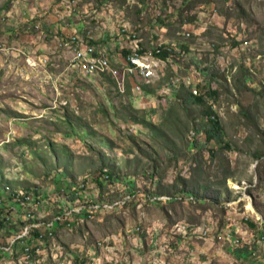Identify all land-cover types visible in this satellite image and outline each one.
Segmentation results:
<instances>
[{"label":"rangeland","instance_id":"1","mask_svg":"<svg viewBox=\"0 0 264 264\" xmlns=\"http://www.w3.org/2000/svg\"><path fill=\"white\" fill-rule=\"evenodd\" d=\"M122 25L144 42L189 46L147 108L129 85L121 94L73 61L97 39L119 70ZM196 62L210 69L205 103L182 104L172 79L197 85ZM212 117L220 137L194 147L191 132ZM70 185L92 208L130 202L58 226L41 264H264V230L252 226L264 221V0H0V195L38 188V215L50 218L71 202Z\"/></svg>","mask_w":264,"mask_h":264},{"label":"built area","instance_id":"2","mask_svg":"<svg viewBox=\"0 0 264 264\" xmlns=\"http://www.w3.org/2000/svg\"><path fill=\"white\" fill-rule=\"evenodd\" d=\"M203 14V12L200 13V15ZM198 20L203 22L201 16H198ZM127 29L126 25H122L121 35L118 40L119 52L117 55L119 59L117 60L120 63L119 70L112 67V58L108 48L102 45L99 40H94L93 38L92 43L81 44V47L73 56V61L82 67L85 76L111 77L121 94L127 92V86L129 85L133 103L137 108L143 109L148 107L145 99L148 100L152 96L145 91V87H154L161 82L166 75L167 68L172 64L173 55L178 54L184 57L185 51L180 44L168 43L161 39L151 43L144 42L139 32ZM183 37L187 40L190 34L184 33ZM69 39L71 44L79 45L76 36H70ZM164 53H167V57H163ZM179 82L180 79L178 77L172 79L174 86L179 84ZM183 83L191 90L193 96L201 95L199 87L192 85V80L184 79ZM163 90L166 97L160 101L165 104L167 96H170L172 92L166 87ZM191 136L192 138L195 137V132H191ZM69 191L71 196L74 195V199L71 202H67L68 205L66 206H64L63 202H60L61 205L58 212L49 218V214L38 215L43 199L40 197L41 192H38V188H34V190L26 189V191L8 188L7 196H0V260L7 257L12 259L13 264H41V261L45 262L48 256H52V253L48 251L45 238H53L58 226H64L71 218L76 217L80 220L82 217H91L92 213H94L93 211H105L120 204L125 205L130 201L126 200L124 203L115 202L110 205H97L92 208V205H88L87 201L80 204L78 186L70 185ZM156 199L159 198H154L153 201ZM162 200H171V198L164 197L160 201ZM7 201L9 202L6 203ZM256 221L260 226L264 224V221L258 217ZM20 222L21 230L17 232L13 228ZM184 230L185 228H183ZM10 231L12 234L5 239L4 234L8 235ZM35 231H37V236L34 234ZM226 236L233 241L234 246L241 243L240 238H234L229 234ZM255 244L262 247L264 245V236H261ZM19 253L20 255L18 256ZM253 255H256V253L253 252ZM57 264H61V262ZM66 264L75 263L69 261Z\"/></svg>","mask_w":264,"mask_h":264},{"label":"trees","instance_id":"3","mask_svg":"<svg viewBox=\"0 0 264 264\" xmlns=\"http://www.w3.org/2000/svg\"><path fill=\"white\" fill-rule=\"evenodd\" d=\"M90 43H92V41ZM180 46H181V48L184 51H189V46L188 45L180 43ZM175 55L178 56V57H180L178 54H175ZM163 57H167V53H164ZM199 64H200V62H196L195 63V69H194V71H196V74L198 76L197 77V79H198L197 86L199 87L200 92H201L200 84H202V82H204L205 79H207V78L209 79L211 77V74H210V69L208 67H206V68L199 67ZM178 86H179V90L176 93H174V96L182 104H186L187 101L190 98L193 99L198 104H204L205 103L206 95L203 94L202 92H201V95L200 96H193L191 90L189 88H187L182 81H180V83H179ZM129 88H130V86L128 87V91H129ZM155 90H156V88L153 87V86H146L145 87V91L148 94H151L152 96L155 95ZM184 90H185L186 93L183 96H180V94L178 92L181 93ZM210 94L213 95V96H216L217 95V92L215 90H213V91H210ZM194 132H195V137H194V140L192 141V145L195 147L198 144V140H199V138H201L202 135H205L204 137L206 139V142H209V141H212L213 139L219 138L220 137V133H221V125H220L219 120L216 117H212V118L209 119L207 126H205V130H204V133L203 134H201V135L199 134L200 133V130L199 129L195 130ZM113 175L114 174L108 172L107 173V179L110 180V181L115 180L116 177L113 176ZM98 182H100V181H98ZM153 197H155V196H153ZM155 198H157V197H155ZM73 199H74V195L71 196V201ZM175 200H176V198L175 199L172 198L171 200H162V201L156 199L155 202L160 201L161 203L164 202V204H165V203H169V202H172V201L174 202ZM129 202H127L126 204H128ZM102 211L103 210H97V211H93V212L96 213V214L97 213L99 214ZM252 226L254 227L253 229L255 231L257 230L258 232H260V231H263L264 230L262 228V226H260L258 223H255ZM13 229L16 231V228L15 227ZM11 234H12L11 231L8 232V235H11ZM34 234H35V236H37V231H35ZM253 247H255V245L248 246V247H242L241 250L239 251L240 255L242 257H247L248 255H250L252 253Z\"/></svg>","mask_w":264,"mask_h":264},{"label":"crops","instance_id":"4","mask_svg":"<svg viewBox=\"0 0 264 264\" xmlns=\"http://www.w3.org/2000/svg\"><path fill=\"white\" fill-rule=\"evenodd\" d=\"M97 21H98L99 25H102L104 27H107V25H110V21H106L103 18H97Z\"/></svg>","mask_w":264,"mask_h":264},{"label":"bare ground","instance_id":"5","mask_svg":"<svg viewBox=\"0 0 264 264\" xmlns=\"http://www.w3.org/2000/svg\"><path fill=\"white\" fill-rule=\"evenodd\" d=\"M251 212H253L254 210H253V207L251 206V208L249 209Z\"/></svg>","mask_w":264,"mask_h":264},{"label":"clouds","instance_id":"6","mask_svg":"<svg viewBox=\"0 0 264 264\" xmlns=\"http://www.w3.org/2000/svg\"><path fill=\"white\" fill-rule=\"evenodd\" d=\"M4 191H5V189H4ZM1 196V195H0ZM2 197V196H1ZM4 197V196H3ZM7 203V202H6Z\"/></svg>","mask_w":264,"mask_h":264}]
</instances>
